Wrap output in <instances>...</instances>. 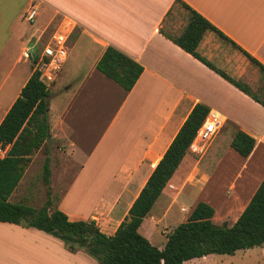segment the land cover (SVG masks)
<instances>
[{"label": "crops", "instance_id": "0c3cea01", "mask_svg": "<svg viewBox=\"0 0 264 264\" xmlns=\"http://www.w3.org/2000/svg\"><path fill=\"white\" fill-rule=\"evenodd\" d=\"M183 4L264 66V0H0V125L35 70L34 60L23 53L29 44L42 45L44 28L72 32L63 70L74 60L91 63L77 85H58L65 79L60 73L52 93L56 103L49 111L55 146L50 166L62 180L56 206L70 221H95L103 233L114 235L198 104L219 113L220 129L207 145L193 143L144 222L157 233L159 224L180 220L176 228L205 202L215 210V224L233 225L262 184L264 107L170 39L187 24ZM32 7L37 9L36 27L24 18ZM220 43L206 34L198 52L230 77L243 79V68L234 70L232 56ZM108 47L144 68L129 93L97 69ZM240 59L261 78L258 67L244 55ZM64 91L72 95L63 96ZM99 93L107 94L106 105L91 106ZM87 116L92 128V123L83 125ZM92 129L98 130L95 136ZM238 131L256 140L247 158L231 146ZM178 201L190 208L181 205L173 213ZM246 254L249 264H264L263 247ZM0 264L98 262L84 251H69L62 240L43 231L0 222Z\"/></svg>", "mask_w": 264, "mask_h": 264}, {"label": "trees", "instance_id": "16d2710c", "mask_svg": "<svg viewBox=\"0 0 264 264\" xmlns=\"http://www.w3.org/2000/svg\"><path fill=\"white\" fill-rule=\"evenodd\" d=\"M183 5L188 12L187 24L180 35L170 39L264 107V66L209 20L188 5ZM209 33L216 34L232 45L252 65L258 67L263 81L259 92L254 93L250 86L230 77L198 52L202 40ZM97 69L127 93L132 91L144 71L140 63L114 47L106 49ZM50 94L41 72L34 70L0 125V146L10 145L8 155L0 158L1 223L43 231L62 240L71 252L84 251L98 264H185L209 255H234L242 250L264 248V180L233 225L229 222L215 224L214 208L199 202L189 217L167 236L163 249L153 245L140 233L144 219L180 167L209 112L201 104L189 115L114 235L103 233L95 221H70L66 213L55 209L51 187L48 189L47 201L41 208L13 203L11 197L32 162V156L40 151L51 136ZM255 145L256 140L242 131L236 133L231 143L232 148L244 158L250 156ZM50 165L51 158L48 156L43 165V179L47 186L51 185Z\"/></svg>", "mask_w": 264, "mask_h": 264}, {"label": "rangeland", "instance_id": "374dc122", "mask_svg": "<svg viewBox=\"0 0 264 264\" xmlns=\"http://www.w3.org/2000/svg\"><path fill=\"white\" fill-rule=\"evenodd\" d=\"M171 20V18H169V21ZM38 24V18L35 20V22L33 23V26H37ZM55 31V27H48V28H44L43 31L41 32V42L42 43H47V41L51 38V36L53 35ZM212 35L216 36L218 38V40L222 43V49H224V51H229V56H232V64H233V68L234 70H240L241 68H243L242 72L244 73V78L241 79V81H243L245 84H247L248 86H250V88L252 89V91L254 93H257L260 91V89L263 86V81L260 78H257L255 74H253L251 71H249L246 68V65H243L242 62L240 61L243 57V54L237 50L236 48H234L233 46H230L229 44H227L226 42H224L221 38H219L216 34ZM220 43V45H221ZM37 53L40 54V45H37ZM219 51V49L217 50ZM87 62L80 64L79 60H74L73 62L69 63L68 67H65V69L62 71V75L65 73V79L61 80V82L58 83V85L61 83H77L79 82L78 79H80L83 75V73L85 71H87V69H89L91 67V63L88 62L89 59H85ZM254 66V65H253ZM32 69V67H31ZM60 74V76H62ZM57 84V82H55L51 87H49L50 89V97H49V106H53L56 103V98L52 95L53 93V89L55 87V85ZM65 92V91H64ZM63 92V96H71L72 92L67 94L66 92ZM93 101H91L89 104L91 106L95 105V106H104L106 105L107 102V94L105 95L104 93H99L96 94L95 96H93ZM56 115V114H55ZM88 118H84L83 120V125L86 128V125L88 126L89 123H92L91 128L93 127V120L91 121V119L89 118V116H87ZM52 120H53V116H51ZM95 131L98 130H91V136H95L96 134ZM54 141L50 138L49 140L46 141V143L44 144V146L40 149V151L36 152L33 156H32V162L30 163L29 167L27 168L24 177L19 185V187L17 188V190L14 192V194L11 197V201L13 203H23V204H27L31 207L34 208H41L45 202L47 201L48 198V189L49 187H51V197L53 199L54 202V207L55 209L57 208V201L59 203V201L61 200V195L59 196V194L57 193V189H58V184L60 181V177L58 175V171L56 169H54L53 174L51 175V185L47 186L44 182L43 179V173H44V169H43V165H44V161L48 156H52V154L54 153ZM53 181V182H52ZM71 181V180H70ZM61 183V182H60ZM65 187L62 188V190ZM161 203L163 201H160ZM181 205H186V207L189 209L190 206L188 205V203H183L181 201H178L176 207H174L173 209V213L174 212H180V206ZM218 209V208H217ZM183 213H188L183 211V209L181 210ZM189 211V210H188ZM219 211V210H218ZM182 214V213H181ZM186 215V214H184ZM186 220V219H185ZM184 218L181 219V221H185ZM171 223V222H170ZM180 223V220L176 222V224ZM164 224H159L157 226V233H156V229L154 228L153 224H151L148 220H145V222L143 223L142 227L140 228V233L146 237L153 245H155L156 247H158L159 249H163L166 245V241H167V236L175 229L176 224H168L165 223ZM231 225V224H230ZM92 262H97L94 258L90 257ZM219 262V263H218ZM250 260L249 257L246 254V250H242V251H238L236 252L234 255H210L206 260H200V259H193L191 261L188 262V264H249Z\"/></svg>", "mask_w": 264, "mask_h": 264}, {"label": "built area", "instance_id": "2783aa9c", "mask_svg": "<svg viewBox=\"0 0 264 264\" xmlns=\"http://www.w3.org/2000/svg\"><path fill=\"white\" fill-rule=\"evenodd\" d=\"M37 17V9L32 7L26 15L25 20L34 23ZM71 30L69 28L56 31L47 43H42L40 54L37 53V45L29 44L24 50L23 57L26 60H34L35 70L41 72V78L50 87L62 72L69 56ZM221 124V116L215 111H209L203 124L197 131L194 143L199 142L204 146L210 143L217 135ZM10 145L0 146V158L8 155ZM185 211V209H183Z\"/></svg>", "mask_w": 264, "mask_h": 264}, {"label": "water", "instance_id": "95a60500", "mask_svg": "<svg viewBox=\"0 0 264 264\" xmlns=\"http://www.w3.org/2000/svg\"><path fill=\"white\" fill-rule=\"evenodd\" d=\"M33 58H34V64H36L35 55H33ZM50 138H51V136H49L48 139H50Z\"/></svg>", "mask_w": 264, "mask_h": 264}]
</instances>
